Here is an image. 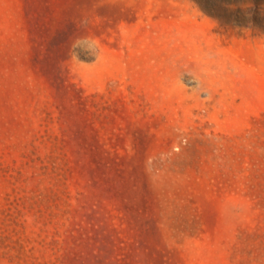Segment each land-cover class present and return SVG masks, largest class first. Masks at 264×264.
<instances>
[{
  "label": "rangeland",
  "instance_id": "obj_1",
  "mask_svg": "<svg viewBox=\"0 0 264 264\" xmlns=\"http://www.w3.org/2000/svg\"><path fill=\"white\" fill-rule=\"evenodd\" d=\"M209 0H0V264H264V31Z\"/></svg>",
  "mask_w": 264,
  "mask_h": 264
},
{
  "label": "trees",
  "instance_id": "obj_2",
  "mask_svg": "<svg viewBox=\"0 0 264 264\" xmlns=\"http://www.w3.org/2000/svg\"><path fill=\"white\" fill-rule=\"evenodd\" d=\"M206 10L225 23L264 31V0H209Z\"/></svg>",
  "mask_w": 264,
  "mask_h": 264
}]
</instances>
